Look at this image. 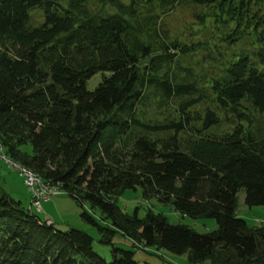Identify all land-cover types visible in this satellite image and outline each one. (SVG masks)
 <instances>
[{
  "label": "trees",
  "instance_id": "1",
  "mask_svg": "<svg viewBox=\"0 0 264 264\" xmlns=\"http://www.w3.org/2000/svg\"><path fill=\"white\" fill-rule=\"evenodd\" d=\"M177 6L212 34H167ZM0 150L67 193L111 247L105 261L86 232L0 190V264H136L116 234L189 264H264V224L235 215L240 189L264 207V0H0ZM136 188L215 228L121 211L115 199Z\"/></svg>",
  "mask_w": 264,
  "mask_h": 264
},
{
  "label": "rangeland",
  "instance_id": "2",
  "mask_svg": "<svg viewBox=\"0 0 264 264\" xmlns=\"http://www.w3.org/2000/svg\"><path fill=\"white\" fill-rule=\"evenodd\" d=\"M28 14L29 23L31 25L38 24L42 19L40 12L36 8H29ZM204 23L207 26L205 29L198 24V20L194 17L192 9L186 6L175 7L172 11L164 15L161 20L162 27L166 30L167 34L185 42L206 37L211 28V22L209 19H206ZM209 34H212V32ZM205 61L207 62V60L204 59V62L200 63V65L196 64L194 66L191 64V67H193L192 72H199L201 65L205 66ZM99 79L100 73L94 74L86 81L85 87L91 90ZM146 113L150 114V107L147 108ZM157 117H159V115H157ZM21 148L30 153V146L28 144ZM0 155L11 163L7 164L0 159V162H3L4 166L9 168L8 170L0 168V190L7 194L9 193V197L19 201L22 207L30 208V210L42 221L53 223L57 228L71 226L86 232L92 238L91 245L93 251L105 261L111 260V247L97 242L95 228L83 223L79 219L80 207L77 206L75 201L67 193L57 188V186L50 185L54 193L48 194L45 199H40L39 208L36 210L35 206L29 203L30 195L26 191L25 186L22 185L20 168L23 172L26 168L11 162L1 150ZM236 198L235 215L237 217L243 219L247 226L264 224V207L246 206L243 202V191L241 189L236 193ZM115 203L121 211L127 214H131L133 209L137 208L138 217H142L147 209H150L152 212H160L167 218L169 223L185 224L198 233L207 232L215 228L214 219L207 217L191 218L186 215H181L174 211L169 203H161L157 201L154 196H150L147 199L142 198L139 188L135 190H124L121 195L115 199ZM83 207L86 208L85 203H83ZM93 216L99 221V212L97 209L93 210ZM112 243L115 247L132 250L133 259L136 264H189L185 254L177 255L163 249L155 250V248L149 246L142 248V244L131 246V241L129 239L118 234L114 235ZM202 264L207 263L204 262Z\"/></svg>",
  "mask_w": 264,
  "mask_h": 264
},
{
  "label": "built area",
  "instance_id": "3",
  "mask_svg": "<svg viewBox=\"0 0 264 264\" xmlns=\"http://www.w3.org/2000/svg\"><path fill=\"white\" fill-rule=\"evenodd\" d=\"M20 173L22 174L23 185L30 195V203L35 206L37 210L39 208L40 199H45L48 194L54 193V190L50 185L40 184L36 179L27 177L21 169Z\"/></svg>",
  "mask_w": 264,
  "mask_h": 264
},
{
  "label": "bare ground",
  "instance_id": "4",
  "mask_svg": "<svg viewBox=\"0 0 264 264\" xmlns=\"http://www.w3.org/2000/svg\"><path fill=\"white\" fill-rule=\"evenodd\" d=\"M21 169V168H20ZM22 170V169H21ZM23 172V171H22ZM24 172H25V175L27 176V177H29V178H32V179H36L37 181H38V183H40V184H43V185H48L47 183H43L35 174H33V173H31V172H29V171H27V170H25L24 169ZM23 172V173H24Z\"/></svg>",
  "mask_w": 264,
  "mask_h": 264
},
{
  "label": "crops",
  "instance_id": "5",
  "mask_svg": "<svg viewBox=\"0 0 264 264\" xmlns=\"http://www.w3.org/2000/svg\"><path fill=\"white\" fill-rule=\"evenodd\" d=\"M0 159L2 160V161H4L5 163H7V164H11L9 161H7V159H5V158H3L1 155H0ZM14 167V166H13ZM0 168H5V169H9L8 167H5L4 166V164H3V162L1 163L0 162ZM17 179H18V177H17ZM23 185V184H22ZM9 194V193H8ZM29 203H30V196H29ZM30 209V208H29Z\"/></svg>",
  "mask_w": 264,
  "mask_h": 264
}]
</instances>
